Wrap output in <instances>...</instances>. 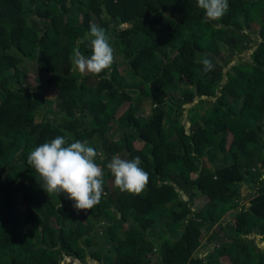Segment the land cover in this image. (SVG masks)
<instances>
[{"label":"trees","instance_id":"obj_1","mask_svg":"<svg viewBox=\"0 0 264 264\" xmlns=\"http://www.w3.org/2000/svg\"><path fill=\"white\" fill-rule=\"evenodd\" d=\"M228 3L206 22L197 0H0V264H264V0ZM93 23L117 56L80 74ZM57 136L100 154L91 210L26 163ZM116 154L140 158V194L114 186Z\"/></svg>","mask_w":264,"mask_h":264},{"label":"clouds","instance_id":"obj_2","mask_svg":"<svg viewBox=\"0 0 264 264\" xmlns=\"http://www.w3.org/2000/svg\"><path fill=\"white\" fill-rule=\"evenodd\" d=\"M198 8L204 12V19L218 21L229 8L228 0H197ZM90 42L91 55L86 57L74 48L72 66L80 74L99 75L110 70L114 61V49L106 30L93 23L89 26L81 43ZM208 73L214 65L209 58L200 62ZM110 75V71H109ZM107 78V77H105ZM100 154L89 146L88 141L77 140L66 143L63 136L36 146L27 156L26 163L39 178L37 181L47 194H65L76 210H91L101 201L104 194V171L97 163ZM139 157L131 160L113 155L106 167L114 177V186L122 192L140 194L148 183V173L140 167Z\"/></svg>","mask_w":264,"mask_h":264},{"label":"rangeland","instance_id":"obj_3","mask_svg":"<svg viewBox=\"0 0 264 264\" xmlns=\"http://www.w3.org/2000/svg\"><path fill=\"white\" fill-rule=\"evenodd\" d=\"M110 44L111 46L113 47L112 45V42L110 40ZM242 57L244 58H247L249 56V51H245L243 52L242 54H240ZM117 55L114 54V58L116 57ZM197 101V99H195L192 103H187L185 104V109H184V116H183V120L186 121L187 117L190 115V112H191V109L189 108L190 106L193 105V103H195ZM149 109H150V106L148 104H145L141 107V110H143L144 113H148L149 112ZM186 125H188V122L186 121ZM250 237H253L255 239V241L260 244L261 246L264 244L263 241L261 240V235L259 234H250ZM202 248H205V247H202ZM201 252L203 250H200ZM68 258V257H66ZM81 264H98V262L92 258H89L87 257L83 262H81Z\"/></svg>","mask_w":264,"mask_h":264}]
</instances>
